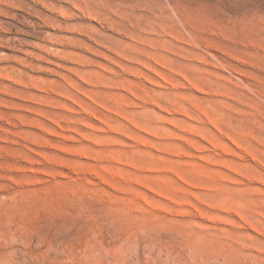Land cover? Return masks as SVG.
I'll list each match as a JSON object with an SVG mask.
<instances>
[{
  "label": "rangeland",
  "instance_id": "rangeland-1",
  "mask_svg": "<svg viewBox=\"0 0 264 264\" xmlns=\"http://www.w3.org/2000/svg\"><path fill=\"white\" fill-rule=\"evenodd\" d=\"M0 264H264V0H0Z\"/></svg>",
  "mask_w": 264,
  "mask_h": 264
}]
</instances>
